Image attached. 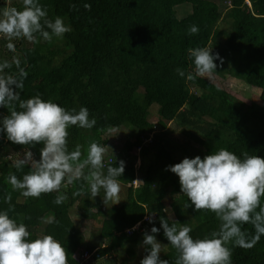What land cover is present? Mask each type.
I'll use <instances>...</instances> for the list:
<instances>
[{"label":"trees","instance_id":"1","mask_svg":"<svg viewBox=\"0 0 264 264\" xmlns=\"http://www.w3.org/2000/svg\"><path fill=\"white\" fill-rule=\"evenodd\" d=\"M247 1L231 0L228 7L224 0H39L48 19L61 17L71 31L51 42L37 37L33 46L25 45L23 38L14 41L16 52H8L27 72L21 99L39 94L66 109L86 107L90 118L96 119L95 126L68 129V148L71 151L80 145L81 159L91 142L100 144L105 133L126 128L133 138L126 140L120 152L111 154L105 168L118 166L121 160L127 163L135 148H140L142 163L138 169L125 167L118 178L124 198L120 194L108 214L98 198L103 190L92 198L83 179L62 183L58 192L26 198L20 190H13L7 178L16 175L19 179L29 167L17 170L12 158L31 150L39 159L43 145L13 144L0 134V210L25 223L30 239L52 235L66 249L68 264H97L101 259H106L105 264H139L138 251L146 255L141 246L143 233L153 224L160 228L161 217L170 224L174 219L178 227L188 222L193 238L218 230L215 214L195 211L181 193L178 176L166 168L185 157L203 159L220 148L241 158L245 153L264 157V0ZM186 3L192 11L180 19L176 7ZM222 20L229 22V32L218 27ZM192 25L198 27L194 35L188 33ZM197 47L219 53L223 63L215 61V75L230 76L256 89L255 102L243 109L229 102L224 90L195 76L187 50ZM4 49L1 42L0 60H7ZM178 68L185 76L178 75ZM4 71L18 70L13 64ZM189 73L194 79H187ZM153 108L158 115L156 124L149 121ZM8 111L0 107V117ZM171 124L185 136L179 147L182 157L169 151L174 147L168 130ZM157 127L158 133L154 131ZM136 180L138 187H134ZM77 192L81 194L74 195ZM57 195L66 197L59 205L53 203ZM74 207L85 220L103 219L100 244L87 241L75 226ZM137 224L139 228L133 230ZM243 229L249 238L254 234L251 224H244ZM156 238L162 244L160 258L175 264L178 253L168 245L162 229ZM231 261L264 264V235L251 248L232 247Z\"/></svg>","mask_w":264,"mask_h":264},{"label":"clouds","instance_id":"2","mask_svg":"<svg viewBox=\"0 0 264 264\" xmlns=\"http://www.w3.org/2000/svg\"><path fill=\"white\" fill-rule=\"evenodd\" d=\"M22 5L18 10L4 0V6L0 7V38L6 41L8 51L15 53L14 41L21 38L32 43L38 42L37 37L51 42L53 37L62 38L71 31L61 17L48 19L47 9L39 0H22ZM197 32L195 25L188 28L190 35ZM187 51L195 76H207L211 82L213 74L217 73L215 61L223 63V58L207 47ZM13 64L18 71L5 73L4 70ZM176 71L181 77L185 76L179 68ZM26 76L27 72L20 67V60L15 55L11 62L0 60V107L9 109L8 115L0 117V134L13 144L43 145L39 149V159L29 150L22 158L12 161L17 170L29 167L21 178L16 175L7 178L13 190H20L26 198H38L42 193L58 192L62 183L71 184L83 179L92 198L103 190L105 205L109 201L118 203V178L124 173L125 161L105 168L106 147L96 142L87 146L83 159L80 145L71 151L68 148V129L72 126L92 129L96 119L90 118L86 107L66 109L51 99H42L39 94L21 99L20 90ZM187 79L192 80L194 76L189 73ZM166 170L178 176L181 193L194 210L213 212L220 222L219 227L204 238H193L188 222L178 227L179 222L174 219L170 224L167 218L161 217L160 228H157L149 216L148 222L153 226L143 233L141 246L146 255L139 264H169L168 260L160 258L162 244L156 234L161 229L168 245L178 253L175 264H232V247L251 248L264 235V202L261 201L264 197V157L245 153L241 158L220 148L203 159L200 156L185 157L181 162L167 166ZM65 198L57 195L53 203L59 205ZM244 224L254 228L250 238L243 229ZM136 227L138 224L133 230ZM29 236L25 223L10 217L7 210H0V264H68L66 249L52 235L35 239Z\"/></svg>","mask_w":264,"mask_h":264},{"label":"rangeland","instance_id":"3","mask_svg":"<svg viewBox=\"0 0 264 264\" xmlns=\"http://www.w3.org/2000/svg\"><path fill=\"white\" fill-rule=\"evenodd\" d=\"M248 1L246 0V3ZM7 3L9 6H13L16 7L18 10L21 9L23 7L22 5V0H7ZM231 0H224V5L226 6H230ZM4 6V0H0V7ZM176 11L178 18H183L185 17V15L188 13H190L192 11V5L191 4H182L178 7H176ZM187 14V15H188ZM221 30H224L225 32H229L231 30V27L229 25V22H227L226 20H222L221 22H219V26H218ZM225 37L222 36L220 38V41H224ZM1 42L6 43V41L3 38H0V44ZM25 45L27 46H33L35 45L32 42H29L27 40H25ZM40 43H43V41L40 40ZM3 58H6L7 60H12V56L11 54L8 52V50L6 51L5 49L3 50ZM195 72V71H194ZM205 77L207 80H209V78L207 76H203ZM211 83H213L215 86H217L218 88H220L221 90H224L227 93V99L229 102L245 109L248 106H250L252 103L255 102V99L257 96H259V92L254 89L253 87L245 84L244 82H240L237 79L231 78L230 76H224L221 77L219 75H215L213 74L212 78H211ZM194 92L197 91L199 93V90H193ZM149 121L152 124H156L158 121V115H157V110L156 108L151 109V114L149 115ZM171 127H169V131L171 132V137H172V146L174 147H170L169 151L172 153L173 156H175L176 158L178 157H182L181 156V151L179 150L180 144L184 143L186 141L185 136H182L179 132H177L175 129H172V127L174 128V124L170 125ZM156 133H158L159 128L157 127ZM132 134L130 132V130L126 129V128H121L119 130H112L110 132L105 133L102 137H100V145H103V142L105 140H107V144L105 145L106 147V152H105V156H104V163L109 162V160L111 159L110 157L111 154H115L120 152L123 148H124V144L126 142L127 139H132ZM178 142H176V141ZM147 141H150L147 140ZM147 145L150 143H146ZM103 145V146H104ZM140 148H135L132 149V151L129 153V159L128 162L125 163V167H128L130 165H134L137 169L140 167V164L142 163V159L140 158ZM153 154V153H152ZM23 153H20L17 157L12 158L17 159V158H22ZM110 158V159H109ZM12 160V161H13ZM87 168H85V172H87ZM138 180L135 181V185L134 187H138ZM123 190L120 189L119 195L121 194V198L123 200L124 196L122 194ZM103 195L98 196L99 200H100V205H101V209L104 213H106L111 207L112 204H114V202L109 201L106 205L103 202ZM120 198V200H121ZM119 200V197H118ZM78 206V204L76 205ZM108 214V212H107ZM71 215L74 221V224L77 228H79L82 232V234L84 235L85 239L87 241H91L92 244L96 245V244H100L101 240L98 237L99 234V230L102 227V221L103 219L100 218L98 220H85L84 218H82V213L78 211L77 207H74L71 209ZM161 255V254H160ZM138 256L139 259L141 260L143 258L142 253L140 252V250L138 251ZM111 257H113V255H111ZM107 263L106 259H101L99 262H97V264H105Z\"/></svg>","mask_w":264,"mask_h":264},{"label":"built area","instance_id":"4","mask_svg":"<svg viewBox=\"0 0 264 264\" xmlns=\"http://www.w3.org/2000/svg\"><path fill=\"white\" fill-rule=\"evenodd\" d=\"M138 228H139V225H138V227H136L135 229H138ZM84 256L87 257V256H89V255H88V253L85 252V255H84Z\"/></svg>","mask_w":264,"mask_h":264}]
</instances>
